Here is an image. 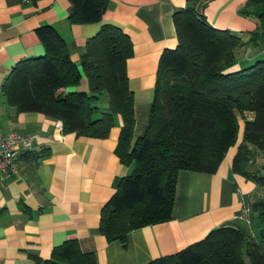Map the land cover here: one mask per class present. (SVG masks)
<instances>
[{"label":"trees","instance_id":"16d2710c","mask_svg":"<svg viewBox=\"0 0 264 264\" xmlns=\"http://www.w3.org/2000/svg\"><path fill=\"white\" fill-rule=\"evenodd\" d=\"M201 0H186L171 21L176 45L158 57L148 119L141 136L132 140V95L125 61L132 55L128 36L111 24L101 25L85 41L79 68L68 55L58 31L44 24L36 35L44 52L22 58L1 86L4 104L18 112H39L59 120L62 132L101 139L121 119L114 154L130 171L121 177L99 212L98 230L106 240L171 218L179 170L214 173L236 139L238 118L242 138L230 170L255 187L242 196L248 209L237 222L208 231L177 252L147 264H264V175L252 170L257 153H264V56L245 67L230 69L247 45L264 44V0H246L239 12L255 18L247 42L225 29L211 27L200 11ZM69 24L98 22L108 0H68ZM84 76L87 89L76 87ZM102 95L106 99L101 106ZM244 113H249L246 118ZM36 163L45 154L28 149ZM38 264H96L75 239L54 246Z\"/></svg>","mask_w":264,"mask_h":264},{"label":"crops","instance_id":"0c3cea01","mask_svg":"<svg viewBox=\"0 0 264 264\" xmlns=\"http://www.w3.org/2000/svg\"><path fill=\"white\" fill-rule=\"evenodd\" d=\"M246 0H201L200 11L214 28L225 29L247 42L256 20L239 12ZM186 0H108L98 22L69 24L68 0H0V134L32 133L33 151L45 154L34 163L21 150L17 174L0 172V264H38L51 249L75 239L82 252H91L96 264H147L199 240L208 231L237 222L242 196L250 195L254 183L231 172L232 158L242 138L238 118L236 140L224 153L216 171L208 174L179 170L176 175L171 218L126 233L119 240H106L97 226L102 205L130 166L114 154L121 119L104 138L77 136L54 127L55 119L39 112H18L4 104L1 86L11 67L20 59L36 57L44 49L36 28L53 26L66 43L70 60L79 68L85 41L103 24L118 27L130 39L132 55L125 61L128 89L132 95V140L141 136L148 119L159 55L176 45L171 21L175 8ZM264 56V44L247 45L230 69L235 70ZM84 76L76 87L84 90ZM106 99L102 95L101 106ZM250 118L249 113H244ZM252 170L264 175V153H257Z\"/></svg>","mask_w":264,"mask_h":264},{"label":"built area","instance_id":"2783aa9c","mask_svg":"<svg viewBox=\"0 0 264 264\" xmlns=\"http://www.w3.org/2000/svg\"><path fill=\"white\" fill-rule=\"evenodd\" d=\"M22 2H27L28 0H21ZM54 127L56 129H61V123L59 120L55 121ZM34 134L32 133H17V132H7L0 134V172L6 175L17 174L15 159L21 150L30 149L34 139ZM248 209L243 206L241 215L239 218H244L247 214Z\"/></svg>","mask_w":264,"mask_h":264},{"label":"rangeland","instance_id":"374dc122","mask_svg":"<svg viewBox=\"0 0 264 264\" xmlns=\"http://www.w3.org/2000/svg\"><path fill=\"white\" fill-rule=\"evenodd\" d=\"M237 135V134H236ZM236 140V139H235ZM249 169H250V167H249Z\"/></svg>","mask_w":264,"mask_h":264}]
</instances>
